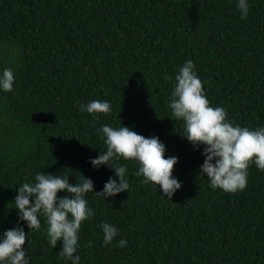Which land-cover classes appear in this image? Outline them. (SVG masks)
I'll return each mask as SVG.
<instances>
[{
    "label": "trees",
    "instance_id": "trees-1",
    "mask_svg": "<svg viewBox=\"0 0 264 264\" xmlns=\"http://www.w3.org/2000/svg\"><path fill=\"white\" fill-rule=\"evenodd\" d=\"M248 3L241 20L238 0H0V74L11 68L15 80L12 92L0 89V236L30 232L13 203L37 173L66 171L73 186L84 175L95 192L110 178L119 183L90 160L106 150L97 129L123 124L178 158L182 187L162 199L135 175V161L121 159L128 192L86 196L95 216L79 232L80 264H264V171L252 164L243 191L213 190L199 171L204 146L182 138L168 107L190 59L211 106L234 124L264 127V0ZM91 100L109 102L110 114L93 122L79 109ZM105 222L118 229L110 246ZM46 231L41 217L25 244L29 264H71ZM121 239L126 247H116Z\"/></svg>",
    "mask_w": 264,
    "mask_h": 264
},
{
    "label": "clouds",
    "instance_id": "clouds-1",
    "mask_svg": "<svg viewBox=\"0 0 264 264\" xmlns=\"http://www.w3.org/2000/svg\"><path fill=\"white\" fill-rule=\"evenodd\" d=\"M237 7L241 20L247 19L248 0H238ZM165 79L171 77L165 76ZM14 83L12 69L5 68L0 74V89L6 93L12 92ZM111 107L109 102L101 100L79 104L82 113L93 116V122L101 114H110ZM168 107L171 110L170 119L182 122V138H186L197 149L204 146L205 160L199 171L210 181L213 190L225 193L243 191L247 187L248 170L252 164L264 171V127L250 129L234 124L228 119L223 107L211 106L190 59L178 69ZM97 132L106 150L100 151L99 156L90 160V163L94 168L107 165L114 170L119 183L110 178L102 192H95L94 182L84 175L73 186L69 183L70 176L66 171L64 175L37 173L35 183H23L17 189L18 195L13 203L14 208L19 210L18 219L27 224L30 232L26 234L22 227L17 226L0 236V264H29L25 244L32 231L41 229V217L47 224L49 245L55 249L58 242L62 241L58 255L71 261V264H80V257L75 255L79 247V232L82 224L95 216L86 196L95 193L108 199L128 192L130 185L125 178L128 169L119 163L121 159L135 161L139 166L135 175L143 177L144 184L159 186L163 192L162 199L166 197L172 200L175 192L182 187L181 182L173 178L178 158H165L166 146L158 137L146 138L123 124L115 128L103 125ZM61 192L68 195L59 197ZM100 228L105 246L112 245L118 229L107 222L102 223ZM126 245L127 240L121 239L116 247L123 248ZM87 246L92 247V242Z\"/></svg>",
    "mask_w": 264,
    "mask_h": 264
}]
</instances>
